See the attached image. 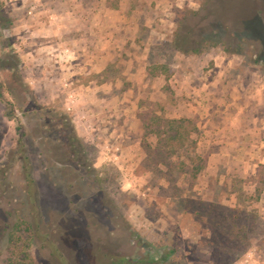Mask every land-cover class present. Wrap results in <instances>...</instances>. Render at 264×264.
<instances>
[{
  "label": "rangeland",
  "instance_id": "obj_1",
  "mask_svg": "<svg viewBox=\"0 0 264 264\" xmlns=\"http://www.w3.org/2000/svg\"><path fill=\"white\" fill-rule=\"evenodd\" d=\"M204 2L0 0V264H264V35L176 51Z\"/></svg>",
  "mask_w": 264,
  "mask_h": 264
},
{
  "label": "trees",
  "instance_id": "obj_2",
  "mask_svg": "<svg viewBox=\"0 0 264 264\" xmlns=\"http://www.w3.org/2000/svg\"><path fill=\"white\" fill-rule=\"evenodd\" d=\"M202 9L204 10L203 14L199 13L200 11L185 9L184 13H182L177 19V27L174 32V38L171 42L173 49L181 52L182 54H199L201 52L202 45L207 43L208 45L216 46L220 43L225 46L224 49L227 53H241L242 50H240V48L246 40L244 37H241L239 42H237V45L233 48L228 42L233 35L242 33L250 24H258L261 26L264 35V0H205L202 5ZM189 14L191 16L199 17V20L206 24V28L198 29L197 39L193 38V35L196 33L193 26H191L187 21ZM11 27L12 19L4 13L0 3V33L2 30H9ZM219 31H222V35H219ZM6 41L7 43L4 42V44L0 47V50L10 47L8 38H6ZM11 55L12 58L10 59L6 69H11L13 74H16L18 71L19 58L13 50ZM262 63L264 64V60ZM183 122H185V120H168L164 123L161 131L153 130V132L159 133V135L163 133L167 136L169 141H172L180 135ZM68 123H70V119ZM25 169V177L28 183V195L30 196L31 202L34 203L36 200L34 179L29 172V167L27 166ZM16 225L19 228V224ZM27 225L30 227L29 229H32L33 231L32 238H40L48 242L51 249V255L53 257L51 255L49 256L53 262L56 263L58 261L64 263V259L59 254L58 250L47 240V235L39 232V223L33 222L28 223ZM89 227L93 230L92 233L95 231L96 233L99 232V235L101 234L100 229L96 228L95 225H87L88 231L90 230ZM93 235L94 234L91 236ZM12 240L13 239L11 238L10 243H12ZM171 253H173V251L169 250L168 252L159 254L156 257H149L147 259V264H168V257ZM122 260L123 259H121V261ZM49 261L50 262H48V264H53L51 260ZM2 264L21 263L17 260V257L12 258L11 256L4 260Z\"/></svg>",
  "mask_w": 264,
  "mask_h": 264
},
{
  "label": "crops",
  "instance_id": "obj_3",
  "mask_svg": "<svg viewBox=\"0 0 264 264\" xmlns=\"http://www.w3.org/2000/svg\"><path fill=\"white\" fill-rule=\"evenodd\" d=\"M119 98H121V99H122V97H119Z\"/></svg>",
  "mask_w": 264,
  "mask_h": 264
}]
</instances>
